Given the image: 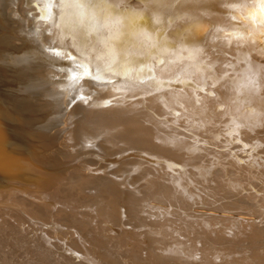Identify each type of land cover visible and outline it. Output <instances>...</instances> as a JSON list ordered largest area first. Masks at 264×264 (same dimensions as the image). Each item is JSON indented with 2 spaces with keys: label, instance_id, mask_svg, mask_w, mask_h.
<instances>
[{
  "label": "bare ground",
  "instance_id": "6f19581e",
  "mask_svg": "<svg viewBox=\"0 0 264 264\" xmlns=\"http://www.w3.org/2000/svg\"><path fill=\"white\" fill-rule=\"evenodd\" d=\"M46 15V20H36ZM92 20L97 21V30L91 29ZM38 26L42 27L40 43L32 36ZM237 33L247 38L237 39ZM263 35L264 0H0V44L26 54L15 58L10 67L14 79L0 77V92L11 87L9 83H18L13 100L2 98L7 109L0 112V184L7 183L0 186V235H6L0 237V264L17 258L9 259L3 245L21 251L18 262L33 257L32 261L44 264H229L223 260L241 259L234 254L244 249L246 260L258 259L250 264H264V241L262 247L257 245V238H264L263 229L254 222L236 220L239 217L234 220L237 213L229 214L232 210L228 213L221 205L209 209L233 217L221 219L219 215L220 221L211 217L224 222L216 229H212L216 222H206L203 214L183 228L164 217L171 215L165 207L149 204L156 186L164 181L169 190L189 197L187 184L209 180L205 165L211 151L200 152L196 144L202 137H212L215 143L203 142L217 145L222 136L227 147L237 138L244 150L249 143L242 137L255 129H241L239 123L248 119L264 127V102L256 95L259 90L264 95V53L260 51L264 43L256 48L252 43ZM45 43L61 52H50L48 57L40 49ZM214 46L234 58L209 56L220 53L209 51ZM150 48L168 60L161 69L152 68L150 82L137 84L134 80L141 75L132 67L144 57L155 58L148 53ZM71 52L88 54L90 67L78 58L75 64H66L62 57ZM255 53L259 56L253 59ZM222 57L226 59L220 64ZM202 64L210 65L212 71ZM93 68L121 80L98 88L77 80V74L94 76ZM17 69L18 73L13 72ZM184 70L188 74L179 79L184 87L155 91L162 79ZM189 75L188 83L183 77ZM250 77L254 84L249 83ZM81 83L94 94L85 102L69 105L82 93ZM102 98H111L114 105H101ZM247 105L255 108L244 111ZM174 110L180 114L175 116ZM154 115L181 123L200 138L182 136L181 130L168 127ZM216 123L224 124L225 134L219 125L213 128ZM213 154L222 177L211 179L210 197L216 198L223 190H243V178L239 182L231 178L235 171L228 172L221 164H240L237 156ZM156 158L165 161L155 162ZM259 163L264 164L261 159ZM140 180L143 183L137 185ZM193 193L200 196L198 191ZM185 197L181 199L187 203L178 204V209L190 211L195 204ZM196 199L200 209L194 211H208L209 203ZM46 207L52 212L62 210L63 221L55 220ZM147 208L157 211L145 212ZM177 213L184 221L187 213ZM196 226L200 229L194 230ZM225 239L245 240L253 247L216 248ZM193 252L203 258L186 257Z\"/></svg>",
  "mask_w": 264,
  "mask_h": 264
},
{
  "label": "rangeland",
  "instance_id": "374dc122",
  "mask_svg": "<svg viewBox=\"0 0 264 264\" xmlns=\"http://www.w3.org/2000/svg\"><path fill=\"white\" fill-rule=\"evenodd\" d=\"M129 1H131V0H129ZM222 28H225V29H227L228 28V25H224ZM215 49H218V50H220V53H219V51L218 52H215L214 54H210L209 56H214V55H216L215 56V59L216 58H218L219 56H225L226 58H228V59H230V58H234V56H229V55H227L226 53H221V51H222V49H219V48H217V47H210L209 48V51L210 52H213ZM256 55L255 56H252V58L253 59H256L255 57L257 56H259V54L258 53H255ZM258 54V55H257ZM225 57H222L221 59H220V64L223 62V61H225ZM224 58V59H223ZM262 64H264V57H263V59H262ZM223 66H225L224 64H223ZM229 73V72H228ZM217 125H219V129H221V131H220V133L221 134H225L226 132H224L223 130H224V128H223V125L224 124H219V123H216L215 125H213V128H215ZM210 129H212V126H211V128ZM219 131V130H218ZM218 131H216V133L218 132ZM216 133L214 134V135H216ZM254 134V135H253ZM246 137H248V138H246ZM223 139H225L224 137H222V136H220L219 137V140H221L222 142L221 143H217V145H215V144H212V145H210L209 143H204L203 141H208V142H211V143H215V140L214 139H212V137H202L201 139H200V141L198 142L200 145V148H201V150H200V152H203V153H207V151L206 150H204V148H206L207 150H209V151H211V153L207 156L209 159H211L210 160V162H208L206 165H205V167L208 169V171H209V180H207L206 182H202V183H200V182H196V183H192L191 185L192 186H190V185H188L187 184V190H189V193H190V195H189V197H185L184 196V194H182V193H175V192H173V191H171V190H169L168 188H167V186H168V182L167 181H164V182H162L163 184H159V185H157L156 186V189H155V191H154V193H153V197H152V201H151V203H150V201H149V204H150V207L151 208H155V207H160V208H164L165 207V210H166V212H168V213H170L171 212V215H167V214H164V217H168V218H172L173 219V224H178V225H180L181 227H183V228H185L186 226H188V222H190L191 224H192V220L193 221H197V220H200L201 218H198V216H201L202 214L203 215H205L206 216V219H208L206 222H211V223H215L216 221H213L215 218H211V217H215L216 216V219H218L219 220V215L221 216V215H223V216H221L220 218L222 219V218H225V216L227 215V214H225V213H222V212H219V214L218 213H214V212H212V211H210L209 209L211 208V209H214V207L215 208H217L219 205H221L223 208H225L226 207V211L229 213L231 210V212L229 213V214H235V213H237V215H235V218H234V220L236 219V217L238 218V219H236V220H240L241 219V221L243 220H245V222L246 223H250V222H254L253 224H254V226H256L258 229H263V231H264V214L262 213V209H263V207H264V164L262 163H259V160L261 159V160H263V162H264V127H262V128H257V129H255L253 132H251V133H248V135H246V136H243L242 137V139L244 140H246L248 143H249V145H248V147H246V148H244V150H242V147L237 143V141H238V139L237 138H235V140L233 139V142H232V145L230 144V147H227V145L225 144V141L226 140H223ZM258 141V143H259V145L257 144V143H255V141ZM238 142H240V141H238ZM198 143H196L197 145H198ZM242 143V142H241ZM253 144H256V145H253ZM229 146V145H228ZM253 148H255L254 150H253ZM217 153V152H221L223 155V158H228V156H229V154H231V155H233V154H235L236 156H237V158H236V160H238V161H240V164H235V165H233L232 167L230 166V167H228L229 165H226L224 162H221V164H223V165H225L224 166V169H226L228 172H234L235 171V173L237 174H235L234 173V175L232 176V173L229 175L231 178H236V179H238L237 181L239 182V181H241L242 180V178H243V181H241L240 183L244 186V189L242 190V188H240V191H238V192H236V191H234V192H232V191H228V190H223L221 193H219V195L216 197V198H212V197H210V188H212V187H214V183L211 181V179H214V178H216L217 176H220L221 174H220V169H219V163H217L216 162V159H217V156L215 155L214 156V154L213 153ZM225 154V155H224ZM226 155H228V156H226ZM215 158V159H214ZM215 163H217V164H215ZM210 163V164H209ZM216 165V166H213V165ZM255 166H257V167H255ZM209 165H211V166H209ZM223 165H221L222 167H223ZM241 166V167H240ZM210 167V168H209ZM212 167V168H211ZM216 167V168H215ZM240 169H239V168ZM234 168H235V170H234ZM237 168V169H236ZM240 170V171H239ZM262 171V172H261ZM259 173V174H258ZM219 174V175H218ZM244 176V177H243ZM247 176V177H246ZM220 177H222V176H220ZM249 178V179H248ZM223 179V178H222ZM244 179H246V181L244 180ZM251 182V183H250ZM253 182H255L254 183V185H252L253 184ZM143 183V181L142 180H140V181H138V183H137V185L138 184H142ZM250 183V184H249ZM163 186V187H161V186ZM166 185V186H165ZM248 185H249V187H248ZM143 185H140V188L142 187ZM212 186V187H211ZM255 186V187H254ZM186 187V186H185ZM184 187V188H185ZM191 187H193V188H191ZM162 188V189H161ZM164 188H166V189H164ZM218 188V187H217ZM252 189H255V193H258V194H261V193H263L262 194V196L261 197H259V196H256V194H254L253 192H251L250 190H252ZM158 191H159V193H158ZM170 191V192H169ZM195 191H198V193H199V195L200 196H198L196 193L194 194L193 192H195ZM158 193V194H157ZM168 193V194H167ZM228 193H230L229 194V196H228ZM241 193H243V194H245L244 196H242V194ZM142 195H144L143 193H141ZM166 194H167V196H166ZM155 195V196H154ZM160 195V196H159ZM162 195H164V196H162ZM197 195V196H196ZM166 196V197H165ZM169 196H171L172 197V199H174V202L176 203H174V202H172L171 201V197H169ZM248 196V197H247ZM144 197V196H143ZM164 197V198H163ZM167 197H169V198H167ZM176 197H179V198H176ZM186 198L187 200H189V199H196V197H198L199 199L201 198V200L203 199V201L204 202H207V203H209V205H206V207H207V209H208V211H202L201 210V212L202 213H196L194 210H198V209H200V207H199V201H198V199H196V200H192L191 199V201H193L194 203H192V204H195V206H192V209H191V206H190V211H188L189 209H187V210H180V209H178V207H179V205L178 204H183L184 202L185 203H187V201L184 199V200H182L181 198ZM226 197V198H225ZM228 197V198H227ZM244 197V198H243ZM150 198V197H149ZM175 198L176 199H178V200H175ZM167 199V200H166ZM181 199V201H179ZM246 199V200H245ZM245 200V201H244ZM160 201H162V202H160ZM171 201V202H170ZM183 201V202H182ZM198 203H197V202ZM179 202V203H178ZM189 203H190V200L188 201ZM166 203H169L168 204V207L170 208H168V207H166ZM173 204V205H171V204ZM247 203V204H246ZM145 204V203H144ZM249 204V205H248ZM178 205V206H177ZM236 205H238L239 207L240 206H242V207H238V206H236ZM244 205V206H243ZM170 206H172V207H170ZM174 206H177V207H174ZM181 206V205H180ZM250 206V207H249ZM258 206V207H257ZM259 206H262V207H259ZM213 207V208H212ZM230 207V209H228V208ZM46 208H49L50 209V207H46ZM123 208V207H122ZM175 208V209H174ZM244 208V209H243ZM139 209H141V207H139ZM234 209H236V210H234ZM243 209V210H242ZM193 210V211H192ZM234 210V211H233ZM238 210V211H237ZM62 210H59V211H54V212H52V210L50 209L47 213L49 214V215H51L55 220H57V221H59L60 222V220H62L63 221V219H62V212H61ZM125 211V210H124ZM130 211V210H129ZM144 211L146 212V211H149L150 213H152V214H154L153 213V211L151 210V209H149V208H147L146 210L144 209ZM143 211V212H144ZM174 211V212H173ZM176 211V212H175ZM178 211H182V213H184L185 214V212L187 213V214H185V217L186 218H184V221L183 220H181L182 218V216L180 217H178L177 215H178ZM126 212V211H125ZM192 212H194V213H192ZM252 212H253V214H252ZM254 212H257V213H254ZM239 213L241 214V215H239ZM151 214V215H152ZM175 215V214H177V215H175V216H173V215ZM201 214V215H200ZM217 214H218V216H217ZM191 215V216H190ZM197 218H195L194 216ZM202 215V216H203ZM239 215V216H238ZM244 215V216H243ZM251 215V216H250ZM163 216V215H162ZM210 216V217H209ZM247 216L249 217L250 216V219L249 218H247ZM231 218L230 217V215H228V216H226V218ZM256 217V218H255ZM157 218V217H156ZM159 218V217H158ZM157 218V219H158ZM180 218V219H179ZM233 218V217H232ZM254 218V219H253ZM154 219V216L153 217H151L150 219H147V221H150V220H153ZM175 219V220H174ZM209 219H210V221H209ZM212 219V220H211ZM126 220V219H125ZM181 220V221H180ZM248 220V221H247ZM97 221V220H96ZM220 221V220H219ZM218 221V222H219ZM216 222V224H214V226H212V229H216V228H218V226L219 227H221L219 224H223L222 222ZM182 225H181V224ZM186 224V225H184V224ZM185 226V227H184ZM253 227V226H252ZM153 229H155L156 230V227L155 228H153ZM195 229H200V226H196V228H194V230ZM5 231L6 230H8V227H6L5 229H4ZM248 231L246 228L244 229V231ZM10 232V231H9ZM217 235L216 236H219V234H222V231H220L219 233H216ZM247 234H250L249 232L247 233ZM0 237L2 238V237H6V235H0ZM258 239V243H257V245H261V247L263 246V244L261 243V241H264V238L263 237H258L257 238ZM261 239V240H260ZM69 239H67V241H68ZM226 240V239H225ZM33 241V240H32ZM241 240H239L237 243L236 242H233L232 240H229V239H227L226 240V242L224 241V242H222L221 244H220V246L218 247H216V248H218V249H220V248H233V249H231V250H234V248H236L235 246H237V247H239V248H252L253 246H251V245H249V242L248 241H241ZM259 241H260V243H259ZM227 242H229V243H227ZM189 243L195 248V246H197V243H193V241H188V245H189ZM233 243V244H232ZM235 243V244H234ZM12 243H11V241L9 242V245H11ZM186 244V245H187ZM223 244V245H222ZM230 245V246H229ZM241 245V246H240ZM248 245V246H247ZM155 245H152V247H154ZM160 246V245H159ZM256 246V245H255ZM192 247V248H193ZM3 248L5 249V251H6V254H8V255H6V256H9V254H10V256H9V259H13L15 256L17 257L15 260H13V262H6V264H44V263H38L37 261H32V259H34L33 257L31 258V260H29V262H26V261H21V262H18L19 261V259H21L22 258V253H21V251H17V249H16V251L17 252H15V249H11V246H5V245H3ZM255 248H258L257 246L255 247ZM260 251H261V248H258ZM258 249H256V250H254V252H256L257 253V251H258ZM29 250L30 249H26L24 252H26L27 254H28V252H29ZM196 250V249H195ZM11 251V252H10ZM13 251V252H12ZM253 251V250H252ZM260 251H258V252H260ZM15 252V254H14V256H13V253ZM12 254V255H11ZM21 254V255H20ZM30 256V254L27 256V257H29ZM147 256V255H146ZM234 256H238L237 258H239V257H242L241 259H236L235 261L233 260V262H231L230 263V261H228V259H224L223 260V262H225V263H229V264H250V263H252V262H250L252 259L251 258H248L247 260L243 257V256H246V253H245V249H244V251H240V252H235V254H234ZM187 258L188 257H191V258H193V257H195V258H193V259H200V258H203V257H201V254L200 253H194L193 252V255L192 256H190V255H187L186 256ZM51 258L52 257H50V258H46L44 261H49V260H51ZM244 258V259H243ZM243 259V260H242ZM239 260H241V261H239ZM253 262H255V261H258V259H254L253 258V260H252ZM259 261H261V260H259ZM248 262V263H247ZM250 262V263H249ZM46 264V263H45Z\"/></svg>",
  "mask_w": 264,
  "mask_h": 264
},
{
  "label": "water",
  "instance_id": "95a60500",
  "mask_svg": "<svg viewBox=\"0 0 264 264\" xmlns=\"http://www.w3.org/2000/svg\"><path fill=\"white\" fill-rule=\"evenodd\" d=\"M218 2L219 1H222L223 0H217ZM50 11H52L50 9ZM51 14V13H50ZM49 14V15H50ZM48 18V15H46V17H39L37 16L36 17V20H43V19H47ZM90 25H91V29L94 28V30H97L98 29V25H97V21H90ZM42 27L41 26H38V27H35L33 30H32V36L35 37V39L39 42L41 37H40V31H41ZM161 31V30H160ZM160 31L158 32L160 34ZM180 31V30H179ZM177 31V32H179ZM40 43V42H39ZM252 43H254L255 45V48L257 47V45H262V43H264V35L262 37H256L254 38V40L252 41ZM194 44V43H193ZM193 44H190V45H193ZM173 45L169 46V48H172ZM263 49H260V51L262 53H264V45L262 47ZM40 49L42 51H44V54L47 55L49 57L52 56L50 52H61V50L53 45H50V44H42L40 46ZM254 50V49H253ZM23 50L22 49H17V50H10V49H6V47H4L2 44H0V77H2L1 75L4 74L5 76H7V80H10V79H14L15 77H13V75H9V74H12L11 72V68L12 66H14V62H15V58H17L18 56H21V55H26L25 52H22ZM149 54L151 55H155V58H149L147 55V57H144V59L140 62H138V66L137 65H134L132 67V69L134 68L135 69V72H137L138 74H140L141 76L138 78V80H134V82H136L137 84H142V83H145V81H151L153 78H154V75H153V72L151 71L152 68L155 69L157 68L158 70L161 69L162 67L165 66L166 64V57L161 54H158L154 51L153 48H150L149 51H148ZM88 54H73L72 52L71 53H68L65 55V57H62L64 62L68 65H73L75 64L74 63V60H76V58H78V61L82 62L83 64H87L89 67H90V59L87 57ZM264 56V55H263ZM18 65H19V62H18ZM202 68L204 69H207L208 71H212L210 65L208 64H202L201 65ZM17 70H13V72L15 73H18ZM93 73H94V76H87V75H76V77L78 78L77 80L79 81H89V82H92L93 87H99V86H104L106 85L107 83H112L113 81L115 80H121V77L120 76H113V77H106L105 75L103 74H98L94 71V68L92 69ZM188 71H177V72H174V73H171L169 76H167V78L165 79H162L156 86H154L155 88V91H161V90H168L172 87H184L185 85H180V78L182 77V75L184 74H188L186 73ZM190 73V72H189ZM97 74V75H96ZM191 74V73H190ZM17 77V76H16ZM106 77L105 80H102V78ZM184 79H186V81L189 83L190 81V78H191V75H189V77H183ZM16 80V79H15ZM184 82V81H183ZM7 88L5 87V89L2 90V92H0V112H3V111H6V107H5V103L3 102V99L6 97L7 99L9 100H13L14 98V94L17 93V91L15 90V88L17 89V85L18 83L17 82H14V83H9V85ZM202 86V85H200ZM87 87L84 83H81V86L79 87V89H83L82 93L76 97L69 105H72V104H78V103H82V102H85L86 100H88L94 93L92 91H90L88 88V90H85L84 88ZM201 89V88H200ZM199 89V90H200ZM94 90V89H93ZM16 91V92H15ZM203 91V90H201ZM4 92V93H3ZM6 93V94H5ZM5 95V96H3ZM257 97L259 98V100L263 101L264 102V95L261 93V90H259L257 92ZM138 96H133V97H130L131 99H134ZM3 98V99H2ZM114 102L111 98H102L100 99V104L101 105H104V106H109V105H114ZM223 108V105L221 104L218 108V110H221ZM255 107L254 106H250V105H247V106H244L243 109L244 111H252ZM150 111V110H149ZM174 115L177 116L180 114V110H174L173 111ZM1 117V116H0ZM77 117V114L73 115L70 117V120H73L74 118ZM154 118L155 119H158V120H164L165 121V124L168 126V127H173L174 129L176 130H181L183 132V134L181 133L180 135L186 137L187 136H192L194 137L195 139L196 138H200L199 137V134L189 130L188 128H186L185 126H183L181 123L177 124L176 122H173L169 119H166V117L164 115H154ZM248 120V119H247ZM242 121L240 122L239 124L240 125V128L243 129V128H246V129H251V126L256 129L258 128L260 125L257 123V121ZM249 122H250V125H249ZM259 125V126H258ZM250 126V127H249ZM252 128V129H253ZM185 133V134H184ZM198 145H200L198 143ZM135 153H144L146 154L147 151L146 150H135L133 149ZM21 153H24V152H21ZM25 154V153H24ZM165 160L163 159H159V158H156V161L155 162H164ZM167 162V161H166ZM237 162H240L237 160ZM170 163V162H169ZM177 165H181V164H177ZM176 165V166H177ZM183 166V165H182ZM189 167H191L190 165H187ZM184 167V166H183ZM7 183H4V184H0V186H3L5 187ZM251 192H253L254 194H256V196H259L261 197L263 193L261 194H258V193H255V189H252L250 190Z\"/></svg>",
  "mask_w": 264,
  "mask_h": 264
},
{
  "label": "snow or ice",
  "instance_id": "6c2138e0",
  "mask_svg": "<svg viewBox=\"0 0 264 264\" xmlns=\"http://www.w3.org/2000/svg\"><path fill=\"white\" fill-rule=\"evenodd\" d=\"M143 2L146 3L147 0H143ZM235 38H237V39H246L247 37H246V35L243 34V33H237V34H235ZM253 75H254V73H253ZM249 83H250V84H254V83H255L254 80L251 79V77L249 78Z\"/></svg>",
  "mask_w": 264,
  "mask_h": 264
}]
</instances>
